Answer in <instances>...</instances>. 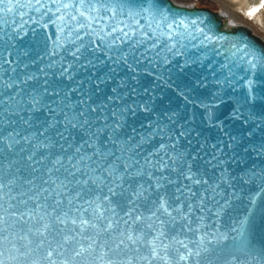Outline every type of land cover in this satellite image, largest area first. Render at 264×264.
Here are the masks:
<instances>
[{"label":"snow or ice","instance_id":"snow-or-ice-1","mask_svg":"<svg viewBox=\"0 0 264 264\" xmlns=\"http://www.w3.org/2000/svg\"><path fill=\"white\" fill-rule=\"evenodd\" d=\"M139 2L0 0V264H264V40Z\"/></svg>","mask_w":264,"mask_h":264},{"label":"water","instance_id":"water-1","mask_svg":"<svg viewBox=\"0 0 264 264\" xmlns=\"http://www.w3.org/2000/svg\"><path fill=\"white\" fill-rule=\"evenodd\" d=\"M136 13L135 20H128L126 23L130 27L135 26L136 21H140L141 25L151 24L153 28L159 26L161 29L168 30L169 25H177L183 21V25L179 29L173 27L171 31H184L187 26L188 31L195 32L201 39L204 35L210 36L215 41L214 47L219 50L221 55L216 56L211 52L205 53V55H212L213 63H219L221 61L231 62L232 59H237L232 56V52L238 49L249 50L252 42H259L263 40L261 37L254 34L250 28L244 25H232L228 26L223 21L222 16L216 11L199 6H187L176 3L174 0H157L153 4L145 3L144 0H140L139 3L132 6ZM146 9H151L147 11ZM38 20V25L34 24L32 20H29L28 16L25 15L23 20L17 17L19 23H25L26 28L31 27H42L44 24H48L46 29L43 31L52 33L55 31V25L52 24L47 17ZM54 19V18H53ZM144 30H148L146 27ZM223 37L226 40H220L218 38ZM223 45V46H221ZM213 47L210 45V48ZM227 53L228 55H223ZM242 54V53H241ZM237 63L240 61L237 59ZM243 73H238L242 75ZM260 109H258L259 111ZM264 136V132H261ZM255 166L256 168L264 167V151L260 154L251 153L250 158H247L240 167L245 170ZM237 166L233 165L235 169ZM218 226L221 230H227L229 227L228 218L225 216L217 221ZM259 233L264 236V226L258 228Z\"/></svg>","mask_w":264,"mask_h":264},{"label":"rangeland","instance_id":"rangeland-1","mask_svg":"<svg viewBox=\"0 0 264 264\" xmlns=\"http://www.w3.org/2000/svg\"><path fill=\"white\" fill-rule=\"evenodd\" d=\"M176 3L187 6L210 8L217 13L226 12L231 17L223 19L229 26L244 25L264 40V8L249 16L253 7H258L261 0H174Z\"/></svg>","mask_w":264,"mask_h":264},{"label":"bare ground","instance_id":"bare-ground-1","mask_svg":"<svg viewBox=\"0 0 264 264\" xmlns=\"http://www.w3.org/2000/svg\"><path fill=\"white\" fill-rule=\"evenodd\" d=\"M220 16H222L223 19H230V15L226 12H219ZM229 26V25H228Z\"/></svg>","mask_w":264,"mask_h":264}]
</instances>
